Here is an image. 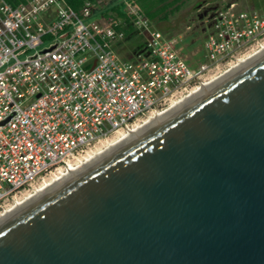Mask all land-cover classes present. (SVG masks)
Masks as SVG:
<instances>
[{
    "label": "water",
    "instance_id": "water-1",
    "mask_svg": "<svg viewBox=\"0 0 264 264\" xmlns=\"http://www.w3.org/2000/svg\"><path fill=\"white\" fill-rule=\"evenodd\" d=\"M0 264H264V50L2 218Z\"/></svg>",
    "mask_w": 264,
    "mask_h": 264
},
{
    "label": "built area",
    "instance_id": "built-area-1",
    "mask_svg": "<svg viewBox=\"0 0 264 264\" xmlns=\"http://www.w3.org/2000/svg\"><path fill=\"white\" fill-rule=\"evenodd\" d=\"M115 5L144 39L132 58L114 47L125 24ZM208 22L204 60L191 66L136 0H87L78 10L66 0H0V209L264 38V14L237 0Z\"/></svg>",
    "mask_w": 264,
    "mask_h": 264
},
{
    "label": "rangeland",
    "instance_id": "rangeland-1",
    "mask_svg": "<svg viewBox=\"0 0 264 264\" xmlns=\"http://www.w3.org/2000/svg\"><path fill=\"white\" fill-rule=\"evenodd\" d=\"M225 1L227 0H186L185 5L182 7V9L176 12L167 23L152 22L151 25L157 29L158 27L159 28L165 27L166 29L163 30V33L166 36L171 37L175 40V47L178 48L179 53H181L187 59V62L191 66H195L204 60L203 42L208 32V28H207L208 23H209L208 15L210 14L208 10L206 11V8L209 6L219 7ZM237 1L239 3V7L242 9H247V10L255 9L259 11L260 13L264 14V0H237ZM142 40L143 38L141 34H136V38L134 42L123 41L122 46L126 47V46L132 45L134 47ZM259 43L264 45V38L262 40H259ZM259 43L252 44L251 47H247L241 50V52L237 53L236 55L240 58V57H244V56H247L253 53L260 47ZM236 62L237 60L233 58L232 61L230 62L218 63V65L211 67L209 70H207L204 73L203 79L201 80V82L213 78L212 76L215 77L216 75L223 73L224 70L229 69L230 65H233ZM200 84H197V85L199 86ZM189 92L185 91L181 93H176L175 96L172 97L171 101L165 104L162 110L166 109L174 101L179 100L180 97L181 98L184 97L186 93L189 94ZM153 113H156V112H153ZM150 114L146 116H142L138 120H135V123L132 125V127L140 124ZM126 131L127 130L114 131L108 134L106 137H102L98 140H95L92 144H90L86 148L84 152L79 154L78 160H83V158L86 157L88 154H92L96 150L103 149L108 142L114 140V138H117L120 135V133L126 132ZM56 173L57 171H54V173H49L46 176H44L43 180L38 179V181L35 182L34 186L38 185L44 180H48L50 177H52ZM31 189L22 191L17 198L22 197L26 192L30 191ZM11 204H12V201H8L7 204L3 205V208L0 209V212L10 207Z\"/></svg>",
    "mask_w": 264,
    "mask_h": 264
},
{
    "label": "bare ground",
    "instance_id": "bare-ground-1",
    "mask_svg": "<svg viewBox=\"0 0 264 264\" xmlns=\"http://www.w3.org/2000/svg\"><path fill=\"white\" fill-rule=\"evenodd\" d=\"M263 50H264V45H262L261 48L258 49L257 51H254L253 53H251L247 56L241 57L236 63H234L233 65H230L229 69L224 70V72L222 71L223 73L216 75L215 77L212 76L213 78L206 80V81H203L198 87L192 89L189 92V94L186 93L184 97L181 98L179 96L180 99L171 103L166 109L150 114L140 124H138L132 128H129L126 132L120 133V135L117 138H114V140L108 142L103 149H99V150H96L95 152H93L92 154H88L86 157L83 158V160H78V161H75L74 163L68 164L65 167L64 171H57V173L54 174L52 177H50L48 180L42 181L38 185L34 186L30 191L26 192L22 197L16 198L15 200H13L10 207H8V208H6L0 212V220L2 218H4L7 214H9L13 210L18 208L22 204H24L25 202L31 200L32 198H35L36 196H38L39 194L44 192L47 188L51 187L55 183L64 179L66 176L71 174V172L80 169L85 164H88L89 162L98 158V156H101L107 150L115 147L116 145H118L123 140L129 138L135 132L142 130L143 128L148 126L150 123H152L158 117L163 116L164 114H167L169 111H171L174 107L178 106L180 103H182L187 98L202 92L207 87H209L211 84H213L214 82H217L222 76H224L228 72L234 70V68H238L239 66H242V64H244L245 62H247L251 58H254V56H256V54H258L259 52H262Z\"/></svg>",
    "mask_w": 264,
    "mask_h": 264
},
{
    "label": "trees",
    "instance_id": "trees-1",
    "mask_svg": "<svg viewBox=\"0 0 264 264\" xmlns=\"http://www.w3.org/2000/svg\"><path fill=\"white\" fill-rule=\"evenodd\" d=\"M6 1L14 5L23 0H6ZM86 1L87 0H66V3L74 10H78L84 5ZM90 1H95L97 3V0H90ZM103 2L104 1H102V3ZM136 2L139 4L142 10V13L149 20L150 23L152 22L167 23L176 12L182 9V7L185 5L186 0H136ZM112 8L117 11L119 16L125 19V24L123 26V30H124L123 39L120 41H117L114 44V47L119 53L122 54L123 57L132 58L135 52L142 49L144 39L134 47L132 45L123 47L122 46L123 41L134 42L136 38V34H139V33L136 31L134 27H132L128 23V20L125 18L124 13L120 11L119 5H115ZM214 8H216V6H209L206 8V11L208 10L209 12H212ZM158 29H160V31L163 32V30L166 28L158 27Z\"/></svg>",
    "mask_w": 264,
    "mask_h": 264
}]
</instances>
